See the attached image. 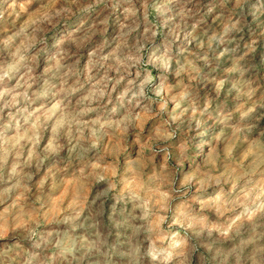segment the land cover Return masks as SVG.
Returning a JSON list of instances; mask_svg holds the SVG:
<instances>
[{
	"label": "clouds",
	"instance_id": "obj_1",
	"mask_svg": "<svg viewBox=\"0 0 264 264\" xmlns=\"http://www.w3.org/2000/svg\"><path fill=\"white\" fill-rule=\"evenodd\" d=\"M0 264H264V0H0Z\"/></svg>",
	"mask_w": 264,
	"mask_h": 264
}]
</instances>
